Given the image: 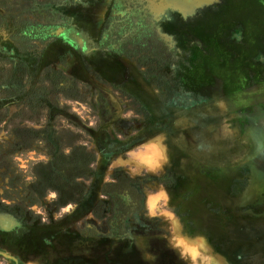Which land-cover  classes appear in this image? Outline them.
<instances>
[{
    "label": "rangeland",
    "instance_id": "374dc122",
    "mask_svg": "<svg viewBox=\"0 0 264 264\" xmlns=\"http://www.w3.org/2000/svg\"><path fill=\"white\" fill-rule=\"evenodd\" d=\"M0 264H264V0H0Z\"/></svg>",
    "mask_w": 264,
    "mask_h": 264
},
{
    "label": "trees",
    "instance_id": "16d2710c",
    "mask_svg": "<svg viewBox=\"0 0 264 264\" xmlns=\"http://www.w3.org/2000/svg\"><path fill=\"white\" fill-rule=\"evenodd\" d=\"M125 183H126V186H127V189L132 192L131 190H133V187L127 183V181L125 180ZM133 193V192H132Z\"/></svg>",
    "mask_w": 264,
    "mask_h": 264
}]
</instances>
